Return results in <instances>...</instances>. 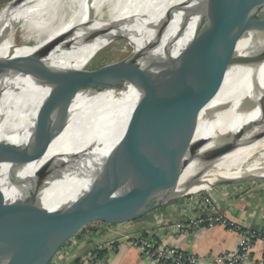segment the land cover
I'll list each match as a JSON object with an SVG mask.
<instances>
[{
	"label": "bare ground",
	"instance_id": "1",
	"mask_svg": "<svg viewBox=\"0 0 264 264\" xmlns=\"http://www.w3.org/2000/svg\"><path fill=\"white\" fill-rule=\"evenodd\" d=\"M219 1L17 0L0 19V198L9 194L22 173L47 162L51 183L42 196L45 208L94 195L105 186L104 178L93 184L113 148L119 158L135 156L129 164L116 167L120 183L130 189L138 162L137 131H127L139 97L126 89L106 88L84 95L55 128L40 156L27 166L20 164L19 150L35 125L48 86L59 76L86 71L96 51L112 42L83 45L88 36L123 37L159 28L165 31L163 38L138 57L160 60L170 47L183 48L195 24ZM178 18L187 22L173 25ZM180 26L184 34L175 41L172 37ZM235 50L234 59L205 74L193 91L185 126L194 125L191 144L205 142L185 150L180 196L250 177L264 179V167L252 166L264 162V42L250 48L241 40ZM42 55L46 67L6 64ZM241 131V141L214 150L223 138ZM29 239L0 228V264H14ZM8 241L21 242L8 251Z\"/></svg>",
	"mask_w": 264,
	"mask_h": 264
},
{
	"label": "water",
	"instance_id": "2",
	"mask_svg": "<svg viewBox=\"0 0 264 264\" xmlns=\"http://www.w3.org/2000/svg\"><path fill=\"white\" fill-rule=\"evenodd\" d=\"M183 34L180 26L172 38L176 41ZM121 38L114 33L107 37L95 34L82 44ZM241 40L250 48L264 42V0H220L195 24L185 46L178 50L170 47L160 60L131 55L108 68L72 72L51 80L35 125L19 150L21 165L27 166L40 156L55 128L84 95L106 88L126 89L139 97L127 131H137L138 162L133 186L126 189L116 167L129 164L127 161L135 156L119 158L113 148L93 184L104 178V188L86 198H71L53 209L41 203L51 183L50 163L22 173L9 194L0 198V228L30 237L14 264H49L87 225L132 222L183 197L178 181L184 170L185 150L205 142L191 144L194 125L185 126L193 91L205 74L236 57V45ZM43 57L6 64L12 68L46 67ZM243 133L223 138L214 150L233 146L241 141ZM10 241L5 247L8 251L21 242Z\"/></svg>",
	"mask_w": 264,
	"mask_h": 264
},
{
	"label": "crops",
	"instance_id": "3",
	"mask_svg": "<svg viewBox=\"0 0 264 264\" xmlns=\"http://www.w3.org/2000/svg\"><path fill=\"white\" fill-rule=\"evenodd\" d=\"M210 196L230 227L200 222L191 232L189 222L207 213L195 209L192 198L180 197L132 222L93 223L72 237L49 264H151L138 250L125 245L127 239L147 232L164 246L197 256L198 264H209L207 255L235 250L242 232L264 234V182L219 187ZM262 249L257 241L249 260L242 264H264Z\"/></svg>",
	"mask_w": 264,
	"mask_h": 264
},
{
	"label": "built area",
	"instance_id": "4",
	"mask_svg": "<svg viewBox=\"0 0 264 264\" xmlns=\"http://www.w3.org/2000/svg\"><path fill=\"white\" fill-rule=\"evenodd\" d=\"M198 192L192 194L194 198L195 209L203 210L207 213L205 218L196 216L194 220L189 222L190 231L200 222L207 224L218 223L230 227L231 224L220 215L213 206L212 197L208 193L207 196L201 197ZM191 195H188L190 197ZM180 228V226H177ZM259 241L262 246V255L264 257V234L252 231H245L240 234L239 241L235 250L224 252L217 255H207L205 260L209 264H242L249 260L251 250L254 244ZM125 245L139 251L141 256L150 261L151 264H198L200 258L193 254L185 253L174 247H167L157 242L149 232L129 238L125 241Z\"/></svg>",
	"mask_w": 264,
	"mask_h": 264
},
{
	"label": "rangeland",
	"instance_id": "5",
	"mask_svg": "<svg viewBox=\"0 0 264 264\" xmlns=\"http://www.w3.org/2000/svg\"><path fill=\"white\" fill-rule=\"evenodd\" d=\"M17 0H0V19L6 14V12L11 8V6ZM187 19L185 18H178L172 24L173 25H180L181 23H186ZM172 25L166 28L169 30ZM158 30L162 29H155V30H147V31H137L131 33L129 35L123 36L121 39L116 41H112L111 43L107 44L106 46L98 49L96 51L93 60L90 62L86 71H97L104 68L111 67L116 65L117 63L121 62L122 60L128 58L131 55H140L141 53H146L151 50L154 46H156L160 40L163 38L165 31L162 30V33H159ZM253 167H264V162L259 161L257 164L252 165ZM249 182H264V179L250 177L246 178L243 181H240L236 184L231 185H221L216 186L211 189L209 192H202L200 194L201 197H205L211 192L219 187H226V186H235ZM207 194V195H206ZM182 198H194V196L188 197V195L183 196Z\"/></svg>",
	"mask_w": 264,
	"mask_h": 264
},
{
	"label": "trees",
	"instance_id": "6",
	"mask_svg": "<svg viewBox=\"0 0 264 264\" xmlns=\"http://www.w3.org/2000/svg\"><path fill=\"white\" fill-rule=\"evenodd\" d=\"M92 224H93V223H92ZM92 224L87 225V226L85 227V229L90 228V226H91Z\"/></svg>",
	"mask_w": 264,
	"mask_h": 264
}]
</instances>
